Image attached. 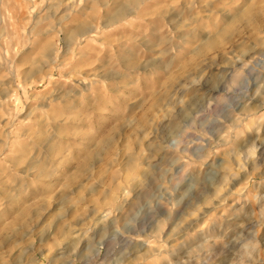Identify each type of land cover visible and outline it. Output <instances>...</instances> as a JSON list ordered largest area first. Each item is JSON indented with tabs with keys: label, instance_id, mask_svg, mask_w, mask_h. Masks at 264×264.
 Segmentation results:
<instances>
[{
	"label": "clouds",
	"instance_id": "9594fccd",
	"mask_svg": "<svg viewBox=\"0 0 264 264\" xmlns=\"http://www.w3.org/2000/svg\"><path fill=\"white\" fill-rule=\"evenodd\" d=\"M0 264H264V0H0Z\"/></svg>",
	"mask_w": 264,
	"mask_h": 264
}]
</instances>
